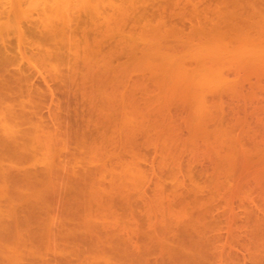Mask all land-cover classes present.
Instances as JSON below:
<instances>
[{
  "label": "rangeland",
  "instance_id": "1",
  "mask_svg": "<svg viewBox=\"0 0 264 264\" xmlns=\"http://www.w3.org/2000/svg\"><path fill=\"white\" fill-rule=\"evenodd\" d=\"M191 1L62 11L17 54L47 145L0 155V264H264V0Z\"/></svg>",
  "mask_w": 264,
  "mask_h": 264
},
{
  "label": "bare ground",
  "instance_id": "2",
  "mask_svg": "<svg viewBox=\"0 0 264 264\" xmlns=\"http://www.w3.org/2000/svg\"><path fill=\"white\" fill-rule=\"evenodd\" d=\"M29 1L30 0H14L13 2H11L10 0H7V1H5V0H0V146L1 145H3V146H1V148H0V155H1V153L2 154H6V155H8V153H11V154H13V156H17V158L18 157H22V158H20V159H23V160H25L26 158L25 157H28L27 158V160H29V158H31L32 157V155H33V157L35 156V151H38V148H40V147H42V145L41 144H43V143H46L45 145H47V142L45 141L44 142V140H42V139H45L46 137H43V135H44V133H41L42 135V137L43 138H41L40 137V141H42L43 143H41V144H38V145H40V147H37L38 145L37 144H35L36 142H40V141H38L39 139H38V137H36V136H38V135H36V132L35 131H37V130H35L34 131V129H33V132L34 133H32L31 134V132L30 131H32V129L31 130H29L30 128H27V126L25 127V128H23L22 126L24 125V124H27V123H33L34 122V124H33V126L35 127V125L37 124V123H35V121H33V120H30V119H32L29 115H33L34 113V115H36L37 114V112L38 111H40L39 110V108L37 109V107H39V105L38 106H36V104L37 103H40V101L39 102H37L36 104H35V102H34V104H33V102H32V105H34V111L33 110H31V106L30 107H26V105L28 106V104H25L24 103V101L27 99V97H25L26 99H22V100H20V98H17L18 97V95L19 96H21V98H22V95H20L21 93H19V92H21L22 91V88L24 89V87L26 86H24L23 87V84H27V82H24L23 83V81H24V78H27V77H25V75H27V74H23L24 72H23V70H22V64L20 65V60H21V58L20 59H18L19 57H18V53L20 54V57H22L23 56V54H25V52L23 53L22 51H23V48L26 50V48H28V47H26L25 45L26 44H29L30 46H32L33 44H38V43H40L41 41H47L48 42V40H49V42H50V40H51V42L53 41L54 42V40H56V39H54V36H57L56 34H57V31L54 29V28H52L51 26H53V24H55V25H57L58 23H57V21H56V18H57V20H59L60 18L59 17H61L62 15H60V13L62 12V14L64 15L65 13H66V15H69L68 13H70V17H71V11L72 10H74L75 9V11H77V14H79L80 16L82 15L83 16V14L86 16L87 14H85L84 12H86V13H88L90 10H93V11H96L95 13H97V15L98 16H96V14H95V16H93L94 18H93V21H94V19L96 20L97 18H99L100 17V13L102 14V15H105V14H107L108 16H112L113 15V13H111L110 14V12H112L113 10L115 11V15H116V12H117V14L118 15H116V16H119V11L121 10H123L124 8H127L128 7V5H127V3L128 4H131L132 3V5L134 6V3L133 2H131V1H133V0H121L122 2L119 4V3H117V0H79L80 2L78 3V1H77V3L78 4H80L79 6H77V10H76V5H77V3H76V1H74V0H45L46 2L44 3V2H42L43 3V5H42V3H41V5H42V7H40L41 5L39 4V5H37V6H39V7H37V6H35V7H32L30 4H28L29 3ZM44 1V0H43ZM126 1H128L127 3H126V6L127 7H123V5H124V3ZM134 1H136V2H138L139 3V1H137V0H134ZM142 1V0H141ZM187 1V0H186ZM193 1V0H192ZM191 1V2H192ZM199 1V0H198ZM208 1V0H207ZM209 1H212V0H209ZM214 1V0H213ZM216 1V0H215ZM225 1V0H224ZM238 1V0H237ZM33 1H31L30 3H32ZM130 2V3H129ZM136 2H135V4H136ZM189 2V1H188ZM188 2H186L187 3V5H188ZM194 2V1H193ZM199 2H203V0L202 1H199ZM205 2V1H204ZM230 2H232L231 0H230ZM229 2V3H230ZM235 2V1H234ZM233 2V3H234ZM242 2V1H241ZM76 3V4H75ZM141 3H144V2H141ZM140 3V4H141ZM146 3V2H145ZM212 4H213V2H211ZM233 3H232V5H233ZM140 4H138V5H140ZM195 4V3H194ZM197 4H198V2H197ZM196 4V5H197ZM201 4V3H200ZM199 4V5H200ZM210 4V3H209ZM231 4V3H230ZM230 4H228V5H230ZM137 5V4H136ZM203 5V4H202ZM201 5V6H202ZM207 5V4H206ZM211 5V4H210ZM235 5V7H236V4H234ZM107 6L110 8L111 7V10L112 11H109V13H104L105 12V10L106 9H109V8H107ZM125 6V5H124ZM195 6V5H194ZM204 7H206L205 6V3H204V5H203ZM202 6V7H203ZM208 6V5H207ZM213 6V5H212ZM215 6H217V5H215ZM218 6H220V5H218ZM82 7V10L84 9V12L82 11H80L79 9ZM131 7V6H130ZM130 7H128L129 8V13L131 14V11L133 10L132 8H130ZM136 7V6H135ZM134 7V9L136 10V8ZM189 7H190V5H189ZM192 7V6H191ZM197 7H198V5H197ZM203 7V8H204ZM209 7V6H208ZM207 7V8H208ZM238 7V6H237ZM142 8V7H141ZM186 8H188V6L186 7ZM201 8V7H200ZM188 9H190V8H188ZM196 9V7H193L192 8V11L193 10H195ZM198 9V8H197ZM209 9V8H208ZM79 10V11H78ZM131 10V11H130ZM135 10H133V11H135ZM139 10V9H138ZM142 10H144V9H142ZM201 10H203V9H201ZM229 10H230V8H229ZM34 11H36L39 15H40V17H39V19L37 18V19H34L33 18V14H34ZM124 12L126 11V10H123ZM133 11H132V13H133ZM190 11H191V9H190ZM198 11H200V9H198ZM206 10H204V11H202V12H205ZM27 13V18H23L22 16H20L22 13ZM92 12V11H91ZM119 12V13H118ZM144 12V11H143ZM195 12V11H194ZM74 13H76V12H74ZM99 13V14H98ZM199 13V12H198ZM77 14H75V15H77ZM125 15L127 14V11H126V13H124ZM136 14V13H135ZM235 14V13H234ZM57 15H59V17L57 16ZM78 15V16H79ZM101 15V16H102ZM123 15V14H122ZM121 15V16H122ZM57 16V17H56ZM65 16V15H64ZM81 16V17H82ZM116 16H114L115 18H117ZM128 16H129V14H128ZM54 17H55V21H54ZM87 17V16H86ZM104 17H107L106 15L104 16ZM104 17H100V19H103L104 20ZM113 17V16H112ZM111 17V18H112ZM112 18V23H114L116 20H119L120 21V19H119V17L114 21L113 19H115V18ZM134 17V16H133ZM67 18V16L65 17V19ZM69 18V17H68ZM74 18V17H73ZM80 18V17H79ZM108 18V17H107ZM106 18V19H107ZM110 18V19H111ZM125 18V16L123 17V19ZM130 18V17H129ZM87 19V22L89 21V18H86ZM86 19H84V20H86ZM99 19V20H100ZM106 19L104 20V21H99V20H96V21H98V22H96V23H99V22H101V25L104 23V25H105V23L106 24H110L109 23V19H107V21L108 22H106ZM128 19V18H127ZM69 20H72V19H68V22H69ZM49 21V22H48ZM65 21H67V19L66 20H64V23L63 24H66V22ZM92 21V22H93ZM124 22L126 21V20H123ZM67 22V23H68ZM71 22H73V21H71ZM71 22H69L68 24H72ZM86 22V23H87ZM90 22V21H89ZM103 22V23H102ZM111 22V21H110ZM118 22V21H117ZM121 22V21H120ZM85 23V22H84ZM88 24V23H87ZM100 24V23H99ZM115 24V23H114ZM118 24H119V22H118ZM51 25V26H50ZM73 25V24H72ZM85 25V24H84ZM117 25V24H116ZM48 26L49 27H51V28H49L50 30H51V32L49 31V29L47 30V28H48ZM58 26V25H57ZM59 26H61V25H59ZM59 26H58V28H59ZM66 26H67V24H66ZM71 25H69V27H70ZM86 26V25H85ZM120 26V25H119ZM122 26V25H121ZM225 26V25H224ZM63 27H65V25L63 26ZM71 27H73V26H71ZM77 27V26H76ZM106 27H110L109 25L108 26H106ZM118 27V26H117ZM226 27V26H225ZM224 27V28H225ZM46 28V32L43 30V29H45ZM57 28V27H56ZM62 28V27H61ZM60 28V29H61ZM67 28V27H66ZM81 28V27H80ZM223 28V27H222ZM223 28V29H224ZM53 29V30H52ZM72 30H73V28H71ZM59 30V29H58ZM65 30V29H64ZM72 30H70L71 32H72ZM76 30V29H75ZM79 30V29H78ZM83 30V29H82ZM52 31H56L55 33V35H54V32L52 33ZM63 31V29L61 30V32ZM67 31V30H66ZM80 31V30H79ZM223 31V30H222ZM61 32H59L58 31V35H59V37H60V34L62 35V33ZM85 32V31H84ZM87 32V31H86ZM74 33V32H73ZM83 33V32H82ZM223 33H224V31H223ZM53 34V35H52ZM68 34V33H67ZM65 35V36H70L69 34L68 35ZM71 34V33H70ZM63 35H64V31H63ZM63 35H62V37H63ZM74 35H76L75 37H74ZM73 35V37L78 41L79 39H77V34H74ZM78 35H81L80 33L78 34ZM83 35V34H82ZM82 35H81V37L80 38H82ZM84 35H86V34H84ZM12 37H15V41H14V38H12ZM30 37H31V39H30ZM52 37H53V39H52ZM84 37V36H83ZM86 37H87V35H86ZM56 38V37H55ZM66 38V37H65ZM71 38V37H70ZM62 39H64V38H62ZM73 39V38H72ZM67 41H69V42H71V40H68V39H66ZM74 40V39H73ZM85 40V39H84ZM40 41V42H39ZM57 42H58V39L56 40ZM55 41V42H56ZM76 41V43H79V42H77ZM15 42H17V43H15ZM46 42V43H47ZM87 42V41H86ZM66 43V42H65ZM83 43V42H82ZM85 43V42H84ZM54 44H56V46H57V43H53V45ZM64 44V43H63ZM72 44H74V41H73V43L71 42V43H69L68 45H70V46H72ZM81 44V43H80ZM87 44V43H86ZM51 45H52V43H51ZM65 45V44H64ZM67 45V46H68ZM77 45L79 46V44H76V46L75 47H77ZM34 46V45H33ZM38 46V45H37ZM49 46V45H48ZM55 46V45H54ZM59 46V45H58ZM74 46V45H73ZM72 46V48L70 47H68L69 48V51H68V53H69V56H70V52H73L72 50H74V49H76V48H74ZM82 46V45H81ZM80 46V47H81ZM87 46V45H86ZM34 47H36V45L34 46ZM40 47H41V45H40ZM42 47H44V46H42ZM41 47V48H42ZM62 47V46H61ZM37 49H38V47H36ZM53 48V47H52ZM55 48V47H54ZM53 48V49H54ZM66 48V47H65ZM78 48L79 47H77V49L76 50H74V52L75 53H77V51H78ZM88 48V47H87ZM43 49V48H42ZM42 49H41V51H42ZM52 49V50H53ZM62 49V48H61ZM63 49H64V47H63ZM63 49H62V51H63ZM71 49V50H70ZM16 50H18L17 51V53H16ZM39 50V49H38ZM55 50V49H54ZM57 50H59V49H57ZM67 50V49H66ZM66 50H64V51H66ZM85 50H86V47H85ZM81 51V50H80ZM87 51V50H86ZM44 52V51H43ZM47 52V51H46ZM53 52H55V51H53ZM21 53H23V54H21ZM66 53H67V51H66ZM67 53V54H68ZM79 53V52H78ZM82 53V52H81ZM45 54L46 53H44V56H45ZM51 54V53H50ZM67 54H66V58H67ZM54 55H56L55 53L54 54H52V56L54 57ZM48 56H49V54H48ZM59 56H60V53H59ZM71 56H73V54H71ZM76 56H77V54H76ZM90 56V55H89ZM88 56V57H89ZM56 57V56H55ZM58 57V56H57ZM64 54H63V59H64ZM75 57V56H74ZM73 57V58H74ZM81 57H83L82 56V54H81ZM23 58V57H22ZM60 58V57H59ZM65 58V59H66ZM78 58H80V57H78ZM78 58H77V60H78ZM47 59V58H46ZM49 60H51V58H48ZM61 59V58H60ZM68 59V58H67ZM69 59H71V58H69ZM81 59H83V58H81ZM17 60H19V65L20 66H22L20 69H18V66L19 65H17V63H16V65H17V67H15L14 69H13V67L11 68V66H13L14 64H15V62H18ZM54 60H56V59H54ZM72 60V59H71ZM52 61V60H51ZM80 61V60H79ZM83 61V60H82ZM82 61L80 62V63H82ZM77 63H79V62H77ZM80 63H79V65H80ZM15 65V66H16ZM74 65H75V63H74ZM77 65V64H76ZM84 65V64H83ZM73 66V65H72ZM82 66V65H81ZM84 67V66H83ZM56 68H57V66H56ZM69 68H71L70 66H69ZM69 68H68V70H69ZM73 68H74V66H73ZM72 68V69H73ZM76 68V67H75ZM29 69V68H28ZM25 70V69H24ZM30 70V69H29ZM28 72V71H27ZM27 72H25V73H27ZM64 72V71H63ZM74 72V71H73ZM30 74H32L31 72L29 73V76H30ZM32 76V75H31ZM30 76V77H31ZM31 82H32V80L30 79V78H28ZM26 81V80H25ZM30 81H29V84H30ZM66 81V80H65ZM32 83H34V82H32ZM32 83H31V85H32ZM30 85V86H31ZM27 87H29V85H27ZM32 87V86H31ZM31 87H29V88H31ZM37 87V86H36ZM39 88V87H38ZM37 88V89H38ZM34 89V88H33ZM51 91V90H50ZM52 92H53V90H52ZM27 93V92H26ZM54 93V92H53ZM52 93V94H53ZM23 94V93H22ZM24 94H25V92H24ZM43 95L45 94V92L44 93H42ZM47 94V93H46ZM28 95H30V94H28ZM54 95V94H53ZM25 96H26V94H25ZM31 96V95H30ZM34 96V95H33ZM52 96V95H51ZM30 99V97L28 98V100ZM33 99H34V97H33ZM32 99V100H33ZM17 100H19V102L20 101H22V102H20V103H18V101ZM36 100H39V99H36ZM55 100V99H54ZM85 100V99H84ZM42 103H46V102H42ZM77 103H81V101H79V102H77ZM86 103V102H85ZM41 106H43L42 104H41ZM51 106H52V104H51ZM19 107V108H18ZM20 107H22V108H29L30 110H31V112H30V110H28V111H26V110H24V109H22V108H20ZM36 108V109H35ZM55 108H56V106H55ZM44 109V108H43ZM35 110H37V111H35ZM49 110H50V106H49ZM55 111V110H54ZM43 112V111H42ZM41 116H42V114H41V112L39 113ZM38 115V114H37ZM49 115V114H48ZM51 115V114H50ZM83 115H85V114H83ZM39 116V115H38ZM44 116V115H43ZM54 116H55V113H54ZM57 116H58V114H57ZM33 117V116H32ZM37 118V117H36ZM35 118V119H36ZM44 118V117H43ZM50 118H51V116H50ZM34 119V118H33ZM40 119V118H39ZM52 119V118H51ZM59 119V118H58ZM30 120V121H29ZM38 121V120H37ZM79 121V120H78ZM41 122V121H40ZM39 122V123H40ZM45 122V121H44ZM52 122H53V120H52ZM56 122V121H55ZM48 123V122H47ZM49 123H50V121H49ZM48 123V124H49ZM54 123V122H53ZM82 123H84V121L82 122ZM87 123H89L88 121H87ZM86 123V124H87ZM45 124H46V122H45ZM55 124V123H54ZM39 125V124H38ZM41 125H43L42 123H41ZM51 125V124H50ZM30 126V125H29ZM48 126V125H47ZM52 126H54L53 124H52ZM80 126H81V122H80ZM79 126V127H80ZM36 127H38V126H36ZM40 127V126H39ZM43 127V126H42ZM51 127V126H50ZM50 127H49V129H50ZM55 127V126H54ZM63 127V126H62ZM83 127H84V125H83ZM33 128V127H32ZM44 128H45V126H44ZM59 128V127H58ZM81 128H82V126H81ZM36 129V128H35ZM55 129V128H54ZM86 129V128H85ZM42 130V129H41ZM40 130V131H41ZM45 130H46V128H45ZM48 130V129H47ZM46 130V131H47ZM56 130V129H55ZM59 130H61V128L59 129ZM58 130V131H59ZM87 130V129H86ZM86 130H85V133H86ZM99 130V129H98ZM97 129L96 130H94L93 129V132L95 131V132H97L98 131ZM43 131V130H42ZM41 131V132H42ZM49 131V130H48ZM57 131V130H56ZM55 131V132H56ZM78 131H82V130H78ZM84 132V131H83ZM38 133V132H37ZM48 132H46L45 133V135L47 134ZM78 133V132H77ZM91 133V132H90ZM49 134V133H48ZM47 134V135H48ZM58 134V133H57ZM94 134V133H93ZM93 134H91V135H93ZM102 134H103V132H102ZM6 135V136H5ZM40 135V134H39ZM56 135V134H55ZM89 135V134H88ZM90 135V136H91ZM104 135V134H103ZM8 136V137H7ZM100 136V135H99ZM48 137H50L49 135H48ZM84 137H85V135H84ZM92 138H93V136H91ZM103 137V136H102ZM52 138V137H51ZM50 138V139H51ZM105 138V137H104ZM38 139V140H37ZM50 139H48L49 141H50ZM84 139H86V138H84ZM98 139H101V138H98ZM103 139V138H102ZM127 139H129V138H127ZM37 140V141H36ZM105 140H106V138H105ZM130 140V139H129ZM128 140V141H129ZM53 141V140H52ZM94 141V140H93ZM132 141V140H131ZM88 142V141H87ZM91 142H92V140H91ZM133 142V141H132ZM131 142V143H132ZM124 143V142H123ZM134 143V142H133ZM93 144V143H92ZM127 144V143H126ZM53 145V144H52ZM132 145H134V144H132ZM124 147H125V145H124ZM49 148H50V146H49ZM128 148V147H127ZM126 148V149H127ZM130 148V147H129ZM125 149V148H124ZM43 150V149H42ZM126 151V150H125ZM42 152V151H41ZM40 152V153H41ZM43 152H45V149H44V151ZM45 153H43V155H44ZM46 154H48V153H46ZM42 155V154H41ZM51 155H52V153H51ZM29 156H31V157H29ZM47 156V155H46ZM1 157H2V155H1ZM1 157H0V159H1ZM8 157H10V156H8ZM32 157V158H33ZM38 157V156H37ZM41 157V156H40ZM52 157V156H51ZM48 158V157H47ZM5 159V158H4ZM8 159V158H7ZM16 159V158H15ZM50 159V158H49ZM48 159V160H49ZM54 159V158H53ZM6 160V159H5ZM31 160V159H30ZM29 160V161H30ZM34 160V159H33ZM12 161H13V159H12ZM37 161H39V160H37ZM36 161V162H37ZM42 161V160H41ZM41 161H39L38 163H40ZM47 161V159L45 160V162ZM54 160H52V162H53ZM14 162V161H13ZM28 163V161H26L25 160V162L24 163ZM50 162V161H49ZM26 163V164H27ZM35 163V162H34ZM54 163V162H53ZM114 163V162H113ZM2 164V163H1ZM12 164V163H11ZM28 164H31L32 165V163H31V161H30V163H28ZM41 164H45L44 162H42V163H40L39 165H38V167H40V165ZM51 164V163H50ZM65 164V163H64ZM20 165V164H19ZM35 165V164H34ZM52 165V164H51ZM54 165V164H53ZM52 165V166H53ZM2 166L4 167V163L2 164ZM9 166V165H8ZM36 166V165H35ZM1 167V166H0ZM14 167V166H13ZM38 167H36V168H38ZM47 167H49L48 165H47ZM85 167V166H84ZM9 168V167H8ZM35 168V169H36ZM45 167H43L42 168V170L44 169ZM2 169V168H1ZM0 169V170H1ZM25 169V168H24ZM27 169V168H26ZM26 169H25V171H26ZM49 169H51V168H49ZM5 170H6V168H5ZM23 170V169H22ZM37 170V169H36ZM2 171V170H1ZM13 171V170H12ZM33 171V170H32ZM47 171H52V170H48L47 169ZM8 172V171H7ZM18 172V171H17ZM22 172H24V171H22ZM21 172V173H22ZM77 172V171H76ZM79 172V171H78ZM4 173V172H3ZM13 173H14V171H13ZM16 173V172H15ZM14 173V174H15ZM29 173V172H28ZM28 173H26V174H28ZM5 174V173H4ZM14 174H13V176H14ZM17 174V173H16ZM31 174V173H30ZM35 174V173H34ZM11 175L12 174H10V177H9V179L11 178ZM20 175V174H19ZM22 175V174H21ZM20 175V176H21ZM37 175V174H36ZM3 177H5L4 175H2ZM9 176V175H8ZM18 177V176H17ZM17 177L15 176V179L17 180ZM22 177V176H21ZM20 177V178H21ZM23 177H25L24 175H23ZM22 177V178H23ZM28 177H30L29 175H28ZM36 177V176H35ZM2 178V177H1ZM44 178V177H43ZM3 179V178H2ZM1 179V180H2ZM7 179V178H6ZM13 179V178H12ZM40 179H42V178H40ZM15 180V181H16ZM21 180V179H20ZM31 181L33 180V175H32V178L30 179ZM29 180V181H30ZM37 181H38V177H37V179H36ZM4 181V180H3ZM2 181V182H3ZM7 181H8V179H7ZM18 181H19V179H18ZM18 181H16V182H18ZM28 181V180H27ZM28 181V183L30 184V182ZM42 181H45V183H46V181L47 180H42ZM67 181H69V180H67ZM74 181L75 180H73V183H74ZM10 182V181H9ZM8 182V183H9ZM15 182V183H16ZM23 183H25L24 181H22ZM72 182V181H71ZM70 182V183H71ZM4 183V182H3ZM3 183H2V185H3ZM22 183V184H23ZM34 183H36V182H34ZM1 184V183H0ZM5 184V183H4ZM7 184V183H6ZM19 184H21V183H19ZM9 185V184H8ZM12 185V184H11ZM35 185V184H34ZM36 185H37V183H36ZM44 185V184H43ZM13 186V185H12ZM16 187V186H15ZM9 188H10V186H9ZM17 188V187H16ZM69 188V187H68ZM71 188V187H70ZM14 189V188H13ZM30 189V188H29ZM28 189V190H29ZM0 190H1V188H0ZM4 190V189H3ZM36 191V190H35ZM34 191V192H35ZM5 192V191H4ZM14 192H16V191H14ZM7 194V193H6ZM5 194V195H6ZM14 194V193H13ZM19 194V193H18ZM17 194V195H18ZM15 195V194H14ZM34 195V194H33ZM9 196H10V193H9ZM27 197V196H26ZM11 198V197H10ZM13 198V197H12ZM6 199V198H5ZM16 199V198H15ZM29 199V198H28ZM27 199V200H28ZM10 199H8V201H9ZM14 200V199H13ZM20 200H21V198H20ZM8 201H6V202H8ZM3 202V201H2ZM15 202V201H14ZM9 203H11V202H9ZM18 204V203H17ZM26 204V203H25ZM30 204H32L31 202H30ZM10 205V204H9ZM11 205H12V203H11ZM21 206V205H20ZM27 206V205H26ZM33 207H34V205H32ZM36 206V205H35ZM30 207V206H29ZM19 208V207H18ZM23 208H24V206H23ZM9 209V208H8ZM11 209V208H10ZM25 209V208H24ZM27 209H29V208H27L26 207V210ZM36 209V208H35ZM16 210V209H15ZM18 210V209H17ZM20 210V209H19ZM34 210V209H33ZM38 210V209H37ZM24 211V210H23ZM30 211V210H29ZM9 213V212H8ZM13 214V213H12ZM16 214V213H15ZM10 216H11V214H9ZM29 216V215H28ZM33 215H31L30 217H32ZM28 223V222H27ZM19 224H21V222L19 223ZM19 224H18V226H19ZM22 226H24V224L22 225Z\"/></svg>",
  "mask_w": 264,
  "mask_h": 264
}]
</instances>
